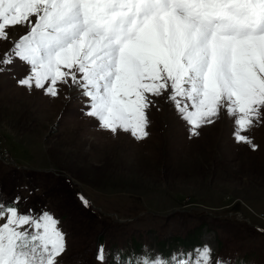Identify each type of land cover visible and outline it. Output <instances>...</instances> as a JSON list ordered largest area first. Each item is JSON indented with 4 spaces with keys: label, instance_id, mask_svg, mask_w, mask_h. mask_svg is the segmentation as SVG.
Masks as SVG:
<instances>
[{
    "label": "snow or ice",
    "instance_id": "obj_1",
    "mask_svg": "<svg viewBox=\"0 0 264 264\" xmlns=\"http://www.w3.org/2000/svg\"><path fill=\"white\" fill-rule=\"evenodd\" d=\"M3 74L29 92H75L81 112L113 136L146 139L149 111L163 100L189 139L228 119L235 142L256 150L248 133L264 126V0H0ZM60 225L46 206L0 192V264H63ZM95 260L245 264L208 243L168 254L99 244Z\"/></svg>",
    "mask_w": 264,
    "mask_h": 264
},
{
    "label": "rangeland",
    "instance_id": "obj_2",
    "mask_svg": "<svg viewBox=\"0 0 264 264\" xmlns=\"http://www.w3.org/2000/svg\"><path fill=\"white\" fill-rule=\"evenodd\" d=\"M66 92H29L0 75V183L10 192L27 185L28 203L61 214L68 224L63 264H98L99 234L113 251L147 245L166 253L201 241L220 256L264 264V232L246 223L264 226V126L248 133L256 150L235 142L228 119L189 139L160 100L149 111V136L138 142L98 129L76 93L65 99ZM77 193L99 212L80 207Z\"/></svg>",
    "mask_w": 264,
    "mask_h": 264
},
{
    "label": "trees",
    "instance_id": "obj_3",
    "mask_svg": "<svg viewBox=\"0 0 264 264\" xmlns=\"http://www.w3.org/2000/svg\"><path fill=\"white\" fill-rule=\"evenodd\" d=\"M5 179H8V178H4L3 180H5ZM27 179H29V178L25 177L24 180H27ZM8 180H9V179H8ZM24 180H22V181H24ZM65 180H66V183H67V184H74L71 180H68V179H66V178H65ZM26 187H27V186H26ZM19 189H20V188L16 189V191H14V190L11 189V192H10V191H8V190L3 189L2 186H1V183H0V192H2L3 195H4L5 197H7V198H13V197H15L16 195H19V194H18L19 191H20ZM25 191H26V189L24 190V192H25ZM20 193H21V192H20ZM76 199L78 200L80 207H82L83 209H86V208H84V207L82 206L80 199L77 198V197H76ZM28 204L31 205V206L37 207L35 204H30V203H28ZM40 207H41V206H40ZM87 210H88V209H87ZM92 210H93V209H92ZM88 211H89V210H88ZM52 212L54 213V215H55L56 217H58V218L60 219L61 224H62V226H63V228H64V230H65V227H64V226H68V224L62 221L61 214H60L59 212L55 211L54 209H52ZM78 212H79V211H78ZM90 212H92V211H89V214H90ZM92 213H93V212H92ZM96 213H98V211H96ZM65 232H66V231H65ZM66 234H67V233H66ZM66 236H67V235H66Z\"/></svg>",
    "mask_w": 264,
    "mask_h": 264
}]
</instances>
